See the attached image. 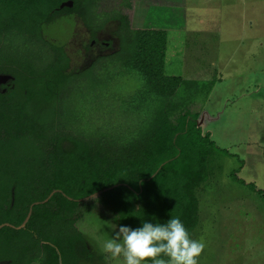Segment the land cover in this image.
I'll return each instance as SVG.
<instances>
[{
  "label": "trees",
  "instance_id": "obj_1",
  "mask_svg": "<svg viewBox=\"0 0 264 264\" xmlns=\"http://www.w3.org/2000/svg\"><path fill=\"white\" fill-rule=\"evenodd\" d=\"M63 1L0 0V74L10 75L0 84V224L7 223L0 227V263L91 259L76 222L84 198L97 192L93 199L111 211L117 227L179 217L192 235L196 191L219 153L238 159L232 180L263 194L238 177V155L198 125L190 96L206 93V83L165 73L166 30L133 27L121 12L103 17L95 11L99 0H72L71 7L59 8ZM67 16L87 29L85 52L93 50L103 24L117 20L116 51L94 55L83 70L73 68L65 46L44 32ZM130 75L137 78L135 88L123 91L122 79ZM181 84L185 98L175 102ZM192 86L198 88L189 92ZM113 90L123 116L98 129L89 104Z\"/></svg>",
  "mask_w": 264,
  "mask_h": 264
},
{
  "label": "rangeland",
  "instance_id": "obj_2",
  "mask_svg": "<svg viewBox=\"0 0 264 264\" xmlns=\"http://www.w3.org/2000/svg\"><path fill=\"white\" fill-rule=\"evenodd\" d=\"M126 2L134 6L128 9ZM95 11L103 17L125 13L133 27L166 30L165 73L200 84L213 81L211 88L203 85L206 93L190 96L191 110L199 112L202 130L210 131L220 148L243 161L238 177L254 183L263 194L232 180L230 172L239 166L238 159L218 154L208 180L196 191L198 223L191 237L205 243L198 264H264V0H99ZM194 11L202 19L209 11L210 30L201 32L193 25ZM117 27V20L106 21L89 52L83 50L88 31L74 16L60 17L44 32L65 46L73 68L83 70L94 55L116 51ZM136 79L123 77L119 89L131 92ZM197 88L192 86L189 92ZM110 92L89 104V119L98 129H109L114 116H123L119 99L112 97L114 90ZM184 93L181 84L172 100L180 101ZM94 197L84 200L76 222L93 253L80 264H122V257L104 251L117 225L111 211Z\"/></svg>",
  "mask_w": 264,
  "mask_h": 264
},
{
  "label": "clouds",
  "instance_id": "obj_3",
  "mask_svg": "<svg viewBox=\"0 0 264 264\" xmlns=\"http://www.w3.org/2000/svg\"><path fill=\"white\" fill-rule=\"evenodd\" d=\"M204 248L179 217L164 223L143 220L135 228L120 225L104 244L106 253L123 258L122 264H198Z\"/></svg>",
  "mask_w": 264,
  "mask_h": 264
},
{
  "label": "water",
  "instance_id": "obj_4",
  "mask_svg": "<svg viewBox=\"0 0 264 264\" xmlns=\"http://www.w3.org/2000/svg\"><path fill=\"white\" fill-rule=\"evenodd\" d=\"M72 4H73V1H72V0H66V1H63V2L59 5V8H63V7H71ZM9 78H10V75L0 74V84L5 83ZM197 123H198V125L200 126V123H199V120H198V119H197ZM98 194H99V192L94 193V194H91V195L85 197L84 200H86V199H88V198H91V197H94V196H96V195H98ZM47 199H48V198H46L44 201H47ZM29 216H30V211H29V213L27 214L26 218L24 219V221L21 223V225H20L19 227H21V226H23V225L25 224V222L28 220ZM0 227H1V225H0Z\"/></svg>",
  "mask_w": 264,
  "mask_h": 264
},
{
  "label": "crops",
  "instance_id": "obj_5",
  "mask_svg": "<svg viewBox=\"0 0 264 264\" xmlns=\"http://www.w3.org/2000/svg\"><path fill=\"white\" fill-rule=\"evenodd\" d=\"M208 16H209V11H208V13L204 19H202V17H200V15L197 13V11H194V13L192 14L193 25L196 23V27L202 29L201 32H206V31L210 30L212 25L209 23V21H207ZM202 21H203V23H202ZM197 22H201V23L198 24Z\"/></svg>",
  "mask_w": 264,
  "mask_h": 264
},
{
  "label": "flooded vegetation",
  "instance_id": "obj_6",
  "mask_svg": "<svg viewBox=\"0 0 264 264\" xmlns=\"http://www.w3.org/2000/svg\"><path fill=\"white\" fill-rule=\"evenodd\" d=\"M4 90V89H3ZM1 203H2V201H1ZM0 264H4V263H0Z\"/></svg>",
  "mask_w": 264,
  "mask_h": 264
}]
</instances>
